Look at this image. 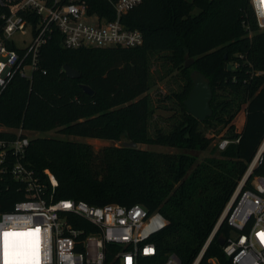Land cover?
Listing matches in <instances>:
<instances>
[{
    "label": "trees",
    "instance_id": "1",
    "mask_svg": "<svg viewBox=\"0 0 264 264\" xmlns=\"http://www.w3.org/2000/svg\"><path fill=\"white\" fill-rule=\"evenodd\" d=\"M85 1L88 15L114 19L112 4L117 0ZM122 22L141 32V46L66 49L60 34L52 33L40 50L31 79L15 75L0 94V128L8 130L0 132V141H14L12 131L22 129L136 144L146 141L178 149L173 155L123 146L94 152L78 142L36 137L30 139L22 163L47 187L44 173L53 175L55 201L139 205L160 214L166 225L151 239L157 252L151 263H163L171 253L180 264H193L264 143V75H255L264 71V33L257 30L248 0H142ZM185 54L194 60L186 69L195 67L209 81L212 115L200 123L188 114L183 101L192 83L190 74L186 75L184 92L176 96L178 121L168 133L157 130L149 137L151 63L163 58L178 69ZM228 63H239V67L228 70ZM64 66L75 70L79 78L69 79ZM81 85L94 94H85ZM225 92H232L235 99H221ZM243 105L242 130L227 139L231 142L224 150L217 143L210 157L195 162L192 153L207 149L210 142L197 125L214 119L217 126L233 132V120ZM256 176L264 177V150L245 189L251 188ZM23 187L8 174L0 177V213L28 198ZM69 221L76 228L89 226L74 215ZM231 234L224 220L199 264H213V260L232 264L219 244Z\"/></svg>",
    "mask_w": 264,
    "mask_h": 264
},
{
    "label": "built area",
    "instance_id": "2",
    "mask_svg": "<svg viewBox=\"0 0 264 264\" xmlns=\"http://www.w3.org/2000/svg\"><path fill=\"white\" fill-rule=\"evenodd\" d=\"M141 1L117 0L112 4L114 19L108 21L88 15L85 0H0V94L15 75L31 79L38 68L40 50L54 32L60 34L66 49L141 46V32L122 22ZM248 1L256 25L264 29L262 2ZM27 34L28 43L16 47L15 40ZM12 133L17 137L14 141H0V177L8 174L22 183L28 198L0 213V234L38 228L39 264H153L151 260L157 252L151 239L165 228L163 216L139 205L90 206L82 201H55L56 179L46 171L47 187L44 180L27 169L22 160L30 139L22 129ZM230 142L222 139L217 146L224 150ZM261 154L258 151L249 164L193 264L200 263L221 219L232 228L222 246L232 264H264V242L260 237L264 233V177H254L251 188L245 189ZM70 215L88 223L87 229L72 225ZM160 264L180 262L170 253Z\"/></svg>",
    "mask_w": 264,
    "mask_h": 264
},
{
    "label": "rangeland",
    "instance_id": "3",
    "mask_svg": "<svg viewBox=\"0 0 264 264\" xmlns=\"http://www.w3.org/2000/svg\"><path fill=\"white\" fill-rule=\"evenodd\" d=\"M264 6V4H263ZM28 30V29H27ZM259 33H264V29H261L257 26ZM29 41V35L27 34L23 38L15 40V45L18 48L24 47ZM189 59H193L188 54ZM161 54L160 57H162ZM182 59L181 67L178 69L172 68L171 64L166 63L163 58H159L151 63L150 74L152 78V86L148 91V98L150 100V107L152 110V115H150L148 120L147 134L149 137H154L157 130L162 133H168L171 131L172 127L176 124L180 117V108L178 106L177 95L182 94L185 87L184 77L189 75L192 71H195L196 68L192 67L191 69L184 68V58ZM226 66L230 67V70L237 69L239 63H228ZM255 75H264V71H257ZM7 87V86H6ZM221 94V93H220ZM243 98V94L239 95V98ZM176 99V100H175ZM221 99L233 100L234 95L232 92L222 93ZM236 103H241V100L236 99ZM245 121V112L244 105L241 106L239 113L233 120L235 130L231 132L227 128H221L216 125L214 119L209 122L207 125H197V131L206 139H210L207 149L192 153L195 157V162H201L205 158L210 157V149L219 143L222 139H228L232 137L235 133H239L242 130ZM8 131L4 128H0V132ZM26 136L31 138L41 137V138H50L58 139L62 141H74L87 146H90L94 152H98L104 148H122L124 140H97V139H88L80 138L73 136H65L60 134L58 131H51L48 133H32L25 132ZM145 152L160 153L166 155H173L174 153L179 152L178 149L174 147H169L166 145H153L149 144L146 141L137 143V148ZM214 264H218L216 260L213 261Z\"/></svg>",
    "mask_w": 264,
    "mask_h": 264
},
{
    "label": "water",
    "instance_id": "4",
    "mask_svg": "<svg viewBox=\"0 0 264 264\" xmlns=\"http://www.w3.org/2000/svg\"><path fill=\"white\" fill-rule=\"evenodd\" d=\"M194 63L193 59H189L186 55L184 58V68H189ZM227 69L230 70V67L227 66ZM63 72L69 79H78L79 74L71 69L68 66L63 67ZM192 88L187 96V98L183 101V105L186 108L189 115H191L195 120L202 123L206 121L212 115V110L210 108V103L212 101V90L209 85L208 79L199 71H192L189 75ZM81 89L83 92L89 96H92L93 91L86 85H81ZM122 141V140H121ZM125 142L123 143V147L136 149L137 144L133 142ZM264 143L262 144L259 152H263ZM223 219L220 220L219 226L222 223ZM220 246L224 245L223 240H219Z\"/></svg>",
    "mask_w": 264,
    "mask_h": 264
},
{
    "label": "snow or ice",
    "instance_id": "5",
    "mask_svg": "<svg viewBox=\"0 0 264 264\" xmlns=\"http://www.w3.org/2000/svg\"><path fill=\"white\" fill-rule=\"evenodd\" d=\"M264 242V233L260 234ZM39 229L0 234V264H39Z\"/></svg>",
    "mask_w": 264,
    "mask_h": 264
},
{
    "label": "bare ground",
    "instance_id": "6",
    "mask_svg": "<svg viewBox=\"0 0 264 264\" xmlns=\"http://www.w3.org/2000/svg\"><path fill=\"white\" fill-rule=\"evenodd\" d=\"M262 2V1H261Z\"/></svg>",
    "mask_w": 264,
    "mask_h": 264
}]
</instances>
